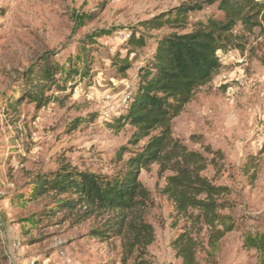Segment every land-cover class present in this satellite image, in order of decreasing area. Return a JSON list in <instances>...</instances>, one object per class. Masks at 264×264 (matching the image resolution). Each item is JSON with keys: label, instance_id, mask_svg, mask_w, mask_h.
I'll return each mask as SVG.
<instances>
[{"label": "rangeland", "instance_id": "rangeland-1", "mask_svg": "<svg viewBox=\"0 0 264 264\" xmlns=\"http://www.w3.org/2000/svg\"><path fill=\"white\" fill-rule=\"evenodd\" d=\"M187 1L0 0L2 264H121L119 238L92 236L107 225L109 214L83 218L78 210L46 216L54 199L31 200L29 187L62 166L109 178L124 172L148 139L133 147L128 144L132 128L116 131L108 124L125 114L124 100L157 41L181 32L144 31L141 24ZM257 2L264 7V0ZM220 16L215 5L188 14L184 32ZM258 22L261 27L250 33L238 23L234 45L218 52L219 71L171 125L172 138L187 150L208 161L212 156L205 148L221 153L222 161L208 164L202 175L231 190L233 207L223 214L234 230L210 248L203 229L197 236L198 264H262V256L243 247L245 237L264 234V23ZM132 35L142 37L145 47L129 48ZM41 58L62 70L76 68L81 79L52 87L46 94L54 99L41 109L26 102L11 108L21 76ZM168 175L160 176L157 165L139 175L150 194L144 221L152 226L154 241L144 251L152 264H181L172 242L187 230L195 236L189 222L174 218L173 205L162 194ZM137 255L126 264H134Z\"/></svg>", "mask_w": 264, "mask_h": 264}, {"label": "trees", "instance_id": "trees-1", "mask_svg": "<svg viewBox=\"0 0 264 264\" xmlns=\"http://www.w3.org/2000/svg\"><path fill=\"white\" fill-rule=\"evenodd\" d=\"M214 5L220 17H211L184 32L188 14ZM258 19L264 23V7L257 0H188L144 21L141 24L144 31L168 28L181 32L167 34L157 41L148 61L138 71L125 114L108 126L116 131L126 126L132 128L134 132L128 144L133 147L143 139H148L147 143L127 160L124 172L118 177L109 178L62 166L30 184V199L51 195L54 201L46 216L63 212L73 214L78 210L83 218L109 214L107 225L92 236L119 238L121 264H126L135 251L138 255L134 264H152L144 251L154 241L153 228L144 221L150 194L139 181V175L157 165L160 176L170 173L165 177L162 194L172 203L174 218L189 222L195 234L187 230L172 242L175 257L181 264H198L195 258L200 245L197 236L203 229H206L210 248L234 230L230 216L223 214L233 207L229 200L231 190L202 175L208 164L222 161L221 153L205 148L204 152L212 156L208 161L201 153L187 150L172 138L171 125L195 92L219 71L218 52L234 45L231 37L238 23L250 33L261 27ZM261 31L264 34V28ZM127 46L141 49L145 43L142 37L132 35ZM128 69V66L123 68L124 71ZM81 76L76 68L62 70L47 58H41L21 76L19 95L10 100V107L17 108L26 102L41 109L53 101V96L46 94L52 87L71 86ZM152 133L155 134L151 136ZM243 247L255 250L263 257L264 264V234L245 237Z\"/></svg>", "mask_w": 264, "mask_h": 264}, {"label": "built area", "instance_id": "built-area-1", "mask_svg": "<svg viewBox=\"0 0 264 264\" xmlns=\"http://www.w3.org/2000/svg\"><path fill=\"white\" fill-rule=\"evenodd\" d=\"M129 98H130V95L126 96V98H125V100H124V102H125L126 104L128 103Z\"/></svg>", "mask_w": 264, "mask_h": 264}]
</instances>
